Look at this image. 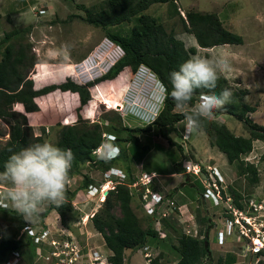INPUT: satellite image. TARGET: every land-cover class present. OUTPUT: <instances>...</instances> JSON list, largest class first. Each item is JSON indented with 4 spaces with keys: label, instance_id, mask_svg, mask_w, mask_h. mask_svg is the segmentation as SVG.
<instances>
[{
    "label": "rangeland",
    "instance_id": "rangeland-1",
    "mask_svg": "<svg viewBox=\"0 0 264 264\" xmlns=\"http://www.w3.org/2000/svg\"><path fill=\"white\" fill-rule=\"evenodd\" d=\"M102 1L104 0H0V38L3 37L5 32L14 28L26 26L31 28L22 42H29L31 53L35 54L36 63L28 69V75L33 79L35 88L65 80L67 73H64L63 66L70 68L73 73L77 74L76 78L71 77L69 74L68 76L79 83L93 79L108 69L105 63L106 61L112 63L115 59L114 57L112 59L114 47H107L108 43L104 31L100 27L88 24L80 18L84 11L76 5L78 3L93 6ZM174 2L175 7L171 3H154L146 10V13L155 16L167 32L174 34L184 42L185 47L195 46V55L209 59L214 56L226 57L231 70L219 75V77L226 80L224 88L231 90L232 97L235 100L240 99L243 103L255 107L256 110L252 113L249 112L247 116L252 122L264 126V0H175ZM40 10L42 11L39 12ZM190 10L217 13L224 27L241 35L243 43L217 45L210 48L198 46L193 34L184 28L182 21V19H185V13ZM71 15L73 17L69 18ZM147 70L145 69V72L140 71V73L147 76ZM138 72L133 73L125 68L119 74L121 81L118 80L115 83V98L119 100L118 104H120L118 108L116 107V101L113 103L109 99V96L112 98L110 92L106 95V99L92 101L86 114L87 118L81 114L84 119H87L88 125L95 123L108 125L112 123L113 125L129 124L131 127H144L146 123L154 118L155 113L159 111L162 105L161 98L158 95L161 84L152 80L150 76L146 78L141 75L138 76ZM39 73H47L46 76H43L45 79L37 80L39 79L37 76ZM150 74L154 73L151 71ZM99 83L101 86L106 87L108 81ZM92 92L90 88V95H92ZM72 100L68 94L62 95L59 92L56 96H47L43 100L42 115L38 113L32 116L33 121H35H32L34 135L41 134V126H44L45 141L54 144L58 136V128L65 124L63 116L69 113ZM175 110L182 111L178 107ZM74 116L70 117L69 114L72 120L68 124H73L76 120V115L74 114ZM218 119L224 122L235 135L244 137L249 135L245 125L236 118L223 115ZM175 126L177 133L173 131L170 136L176 144L181 145L182 150L178 149L176 145H168L155 126L151 127L150 131L134 134L138 137L140 148L144 146L149 148L146 150L147 153L145 152L144 163L152 165L155 160L158 161L161 167L159 171H162L159 173L167 174L169 169L173 168L178 171V166L175 165L176 161L181 164L180 170L183 168L184 170H190L193 167L196 170L197 168L200 169L198 176L190 173L191 182L189 183L192 184L187 183L190 180H186L187 175L166 176V178H163L166 181L164 187L162 186L161 192L163 194L168 193V196L172 195V198H175V194L181 188L176 199L181 201L184 195L191 198L190 203L181 207V213H173L170 216L175 221L176 227L183 233L191 232L199 236L198 230L200 228L212 224L210 241L212 244L216 241L218 247L212 248L210 245L213 251L210 258L204 262L206 264H264V254L259 256L250 252L252 250V239L257 237L258 234L264 235V140H254L251 152L242 156L245 162H252L257 167L259 181L254 184L249 182L245 175H238L237 162L229 163L225 155L217 147L211 145L210 138L201 129L186 134L185 120ZM8 132V124L0 119V145L8 138ZM126 135L124 132L121 133L122 138ZM127 144L128 142L123 143L126 148H129L131 145L130 143ZM129 157H131V153ZM213 165L218 167L222 177V183H218L222 200L218 204L215 203V198L212 200L210 198L206 199L202 195V183L211 187V184L213 185V182H215L211 171ZM146 169H150L149 166ZM81 172L88 176L90 174L91 176H101L103 178L101 174L103 171L89 164H85ZM141 172H137L135 175L139 177ZM157 178H154L153 181L155 189H158L162 184ZM81 180V175L68 178L67 189L73 190L78 187ZM100 182L98 181L97 184L93 185L96 189L89 186L88 189L79 190L76 193L75 198L72 200L73 210L66 214L65 222H62L59 214L54 210L50 212L51 216L44 220L41 214L52 205L45 204L31 223L25 221L27 224L17 232L16 238L21 239L24 234L30 237L29 229L37 234L46 229L48 230V236L45 239L46 241L43 242H48L49 239L60 240V236L64 238V234H69L71 242L75 246H82L84 244L83 234H87V229L94 232V234L96 232L92 227L90 218L102 204L100 195L101 200H103L105 196L102 192L109 189L106 186L107 189L99 190ZM173 186H175V190L168 191V188ZM131 192L133 210L138 215L141 225L146 227L151 219L150 215H147L143 210L140 203L141 198L139 199L138 194L134 190H131ZM234 193L240 194L241 199L239 201L243 207V213H237V215L239 217L242 215V218L244 216L248 217L246 219L249 223L244 221L249 225L246 228L251 232H255L251 234L248 231L249 237L240 236L238 233L233 232L232 227L229 225V210L234 219L235 210H237L232 211ZM177 204L180 205L181 203L177 202ZM255 207L257 210H255ZM114 213L119 215L117 207L114 208ZM197 215L200 218H208L204 224L200 225L201 227L197 224ZM150 224L157 231L159 230L161 235L165 236H163L165 239L152 241L148 245L152 258L162 252L163 261L168 263L175 261L177 256L170 246L176 244L177 233L168 229L165 230L161 221L156 223L153 221ZM14 231H16L15 226H9V223L0 218L2 237L10 236ZM218 231L222 232L219 237H217ZM2 237L0 235V238ZM95 237L97 238L95 243L105 249L101 234H95ZM261 238L264 244V237ZM43 242L40 241V243L35 244L39 246L36 264H54L57 258L49 253L47 248L49 246L46 243L41 244ZM91 249H94V247H91ZM141 249L129 250V259L133 264H150L145 260ZM230 255H233L234 258L237 257L238 261H229ZM17 262L18 264L21 262L19 257ZM21 263L30 264L26 258Z\"/></svg>",
    "mask_w": 264,
    "mask_h": 264
},
{
    "label": "trees",
    "instance_id": "trees-1",
    "mask_svg": "<svg viewBox=\"0 0 264 264\" xmlns=\"http://www.w3.org/2000/svg\"><path fill=\"white\" fill-rule=\"evenodd\" d=\"M174 1L104 0L93 6L77 3V7L84 11L80 18L88 24L100 27L104 31L105 37L118 44L124 52L122 57L104 74L85 83H79L66 75L63 81L35 88L33 79L28 75V69L36 63L35 54L31 53L29 42H22L31 28L29 26L14 28L5 32L0 38V119L6 122L9 127L8 138L0 145V170L12 153L20 151L29 144L46 142L44 126H41V134L34 135L32 116L41 113L44 107L43 100L47 96H56L59 92L62 95L68 94L73 99L69 113H74L76 120L73 124H68L72 118L69 116L63 118L65 124L58 128V136L54 144L62 149L72 150L74 160L69 178L81 175V184L73 190L67 189L66 203L59 207L55 204L50 205L41 214L42 217L54 209L62 222H65L66 214L73 210L72 200L76 193L93 185V180L81 172L85 164L95 166L102 171L110 168L113 159L107 161L98 159L93 152L101 144L103 132H114L117 137L116 143L121 141L130 143L132 150H129L128 154L131 153V156L137 158L149 148L147 146L140 148L138 137L134 133L150 131L153 126L158 129L159 134L167 141L168 145H176L178 149L182 150L181 145L176 144L170 133L173 131L177 133L175 125L185 120L183 112L190 110V107L195 105L201 93L219 95L225 89L226 80L219 77L214 89H196L189 106L182 111L175 110L177 106L170 95L172 86L169 74L177 70L182 62L196 54V48L185 47L184 42L174 34L167 32L155 16L146 13V10L154 3H171L175 7ZM72 17L73 15L69 18ZM182 21L184 28L193 34L197 44L202 48L243 43L241 35L224 27L217 13L190 10L185 13V19ZM141 65L149 68L166 89L162 107L154 118L144 127H131L126 124L113 125L112 123L88 125L87 119L82 117L81 112L84 111L86 116L92 101L106 99L109 92L112 94L113 101H119L115 98V83L120 80L119 74L125 68L135 73ZM63 71L76 78V74L70 68L63 66ZM47 73H39L37 80L45 79L43 76H46ZM103 81H108L106 87L100 85L99 82ZM94 84L97 85L93 86ZM90 88L93 91L92 95H90ZM255 110V107L232 97L231 103L215 111L212 120L202 119L199 129L210 138L211 145L217 147L225 155L229 163L237 162L238 175H245L249 182L257 184L259 181L257 167L252 162H245L242 158L243 155L251 152L254 140H264V126L252 122L247 116L249 112L252 113ZM220 115H228L242 122L249 135L247 137L235 135L224 122L218 119ZM122 132L127 134L123 138L121 137ZM121 149L123 151L124 147ZM172 164L174 163L172 162ZM175 165L178 166V172L184 171V168L180 170V162L176 161ZM132 181L127 179L126 182L117 184L113 190H108L100 208L90 218L92 227L101 234L105 246L111 251L110 263L124 264L125 251H134L151 244L152 241L163 239L150 224L157 220L161 221L165 230L177 233L176 244L170 246L176 253L177 260L170 264H203L209 259L211 255L209 230L212 224L200 228L199 236H189L176 227V223L171 217L161 218L155 214V220L150 217L149 224L143 227L131 207L132 195L127 184ZM240 199V194L234 193L232 203L238 209H243ZM115 207L118 208L119 215L114 213ZM228 216L232 217L229 214ZM0 218L9 223V226L16 228V231L10 236L0 238V264H4L14 253H17L18 257L21 256L20 258L23 257L32 262L34 255L37 254L38 246L33 243L31 237L25 242L22 241V238H16L17 232L25 225L23 217L18 215L14 209L0 208ZM205 220L208 218H200L197 215L199 226L204 224ZM260 254H264V251L262 250L259 256ZM229 261H235L233 255H230ZM166 263L168 262L163 261L162 252L150 259V264Z\"/></svg>",
    "mask_w": 264,
    "mask_h": 264
},
{
    "label": "clouds",
    "instance_id": "clouds-1",
    "mask_svg": "<svg viewBox=\"0 0 264 264\" xmlns=\"http://www.w3.org/2000/svg\"><path fill=\"white\" fill-rule=\"evenodd\" d=\"M41 11L42 10H40L39 12ZM106 42L108 43L107 47L108 46L114 47L112 59L113 57L115 59L113 60L112 63H110L109 61H106L105 63L108 66L107 68L109 69L111 65H113L117 60H119L122 57L124 52L118 44L112 42L108 38H106ZM140 68L141 70H139ZM139 69H138L139 72L137 74L138 76L141 75L142 77L145 78L147 76L148 77L150 76L152 80L158 81L154 74H150L151 70H147L149 68H146V66L144 67L143 65H141ZM145 69L148 72L147 76H143L142 73H140V71L142 72ZM230 70H231L230 64L226 57L214 56L211 59H209L194 54L189 59L182 62L177 70H174L169 74L170 83L172 86V90L170 93L171 98L175 101V104L178 108L184 110L187 106H189L190 101L192 100L193 94L196 91V89H201V88L214 89L216 87V82L219 78V75L225 74ZM165 91L166 89L163 85H161L160 88L158 89V95L161 98L162 103L165 96ZM232 95L233 93L228 88L223 89L219 95H216L215 93H211V94L201 93L198 96L195 105H192L190 107V110L183 112L185 118V126H184L185 133L191 134L193 132L198 131L202 119L209 121L212 120L214 118V113L216 110L222 109L225 107V105L232 102ZM161 107L162 105L160 106V108ZM116 138H117L116 135H113L109 132L102 133V142L95 149V151H93L98 159L107 161L108 159L117 158V156L119 155V148L116 145L118 143L115 142ZM73 160H74V154L71 149H62L59 146L47 141L43 143L29 144L26 147L22 148L20 151L12 153L7 159V161L4 163L2 170H0V208L8 209L9 207H11L16 211L18 215L22 216L25 221L31 223L34 217L36 216V214H38L41 211L42 206H44L45 204H55L57 207L64 205L66 203L67 181L69 178V172L72 168ZM185 167L187 168L186 165ZM211 171L213 172L215 182H213L214 183L213 185L211 184V187L210 186L208 187L207 185L201 182L203 186L202 195L206 197V199L210 198L212 200L213 198H215L216 199L215 203L218 204L219 201L222 200L221 189L218 187V183H222V179L219 175H217V173L214 172V170L211 169ZM142 172H145L147 174L154 173L150 181L147 183V186L150 188L151 192L161 195L163 200H172L175 204L173 213H177V212L181 213V209H180L181 207L178 206L175 203V201L168 196V194H163L162 192L155 190V186L153 187L154 178L158 177V174L156 172H149V173L146 171H142ZM142 172L140 173L139 177L141 176ZM184 172L193 173L195 176H198L200 169L197 170L196 173L192 172V169H190L189 171L184 170ZM105 173H109L108 178L104 177ZM120 173L123 174L124 177H121ZM102 176H103L102 178L103 181L102 183L99 184V186L100 187L104 186L105 187L104 190L109 187V189H107L106 191L107 193L108 190H113L117 184L124 183L127 181L126 174L123 173L120 169L113 167H110L108 170L103 171ZM139 177L136 180H133L131 183L127 184L128 188L130 189L131 195H132L131 190H134V192H136V188L132 187L131 185L135 182H138ZM108 180H112V182L115 184L113 188H110V186L106 188L107 186L106 184ZM89 186H93V185H89ZM92 188L96 189L95 186H93ZM144 188L145 186H142L140 187V191L136 192L139 196V199L141 198L142 193L144 192ZM207 189L209 190V192H207ZM102 193L106 197L105 192ZM105 197L103 198V200H101V195H100V201L103 202L105 200ZM140 203L145 213L147 215H150L146 212L145 208L142 205L143 204L142 198ZM252 206L254 205L252 204ZM232 208H233L232 211L237 209L235 210L236 211L235 219L237 218L240 221V223L233 222L232 230L233 232L239 234L238 230H239V225L241 223L242 224L244 223L246 227H249V225L247 224L248 222L246 220V218L248 217L244 216L242 218V215L239 217L237 213L242 214L243 210L238 209L234 205L232 206ZM255 210H257L256 207ZM173 213H171V215ZM228 214L232 216L230 210ZM150 217L154 219L155 215L154 216L150 215ZM228 218L234 220L233 216L232 217L228 216ZM244 221H246L247 223ZM158 233L160 234L161 232L158 230ZM254 233L255 232H251V234ZM184 234L189 236H198V234L195 235L194 233L191 232L188 233L184 232ZM163 236L164 235H161L160 237L164 238L165 236L164 237ZM240 236H244V235H240ZM257 236L260 239H262L261 237H264V235L261 236L260 234H258ZM64 237L71 238L69 234H64ZM217 237H218V233H217ZM80 247L82 248L83 253L91 249V247L90 248H86L84 246H80ZM141 248H142L141 252L143 253L145 260H147V262H150L152 255L148 250V246H144ZM94 249L99 252V254L103 259L107 260V264H112L109 261V255H111V253L104 254L101 251H99L97 248ZM262 250L264 251V244L261 246L258 252L256 253L252 251L250 252L253 253L254 255H259V253ZM76 263L90 264L84 260L77 261L73 264Z\"/></svg>",
    "mask_w": 264,
    "mask_h": 264
},
{
    "label": "built area",
    "instance_id": "built-area-1",
    "mask_svg": "<svg viewBox=\"0 0 264 264\" xmlns=\"http://www.w3.org/2000/svg\"><path fill=\"white\" fill-rule=\"evenodd\" d=\"M197 170L195 167L192 168V171H194L195 173L197 172ZM153 174L154 173L147 174L145 172H142L141 176L139 177V181L133 183L131 186L136 188V192L140 191V187L145 186L141 198L143 202L142 205L145 208L146 212L152 216L157 214L161 216V218H165L170 216L171 213L174 212L175 204L172 200H163L161 195L151 192L150 188L147 186V183L150 181ZM120 176L124 177V175L121 173ZM104 177L108 178L109 173H105ZM106 185L107 187L110 186V188H113L115 184L112 182V180H108ZM103 187L104 186H101L100 189H104ZM207 192H209L208 189ZM234 221L236 223H240V221L237 218L234 220L228 218L230 227H233ZM28 231L30 234L28 235L32 238L33 243L35 242L34 244L40 243V241L42 242L46 241L45 239L48 236V230L46 229H43L38 234L34 233L31 229H29ZM238 231L240 235L249 237V233H248L249 229L246 228L244 224L241 223L239 225ZM220 233L222 232L221 231L218 232V237ZM59 239L60 240L49 239L48 242L41 243L42 245L46 243L49 246L47 247L49 253L57 258L54 264H73L77 261H82V260L87 261L90 264H107V260L103 259L97 250L89 249L87 252L83 253L81 247H77L73 242H71L72 241L71 238H67V237L63 238L60 236ZM262 245L263 243L258 236L253 238L251 251L254 253L258 252ZM17 258H18V254L14 253L4 264H18Z\"/></svg>",
    "mask_w": 264,
    "mask_h": 264
},
{
    "label": "crops",
    "instance_id": "crops-1",
    "mask_svg": "<svg viewBox=\"0 0 264 264\" xmlns=\"http://www.w3.org/2000/svg\"><path fill=\"white\" fill-rule=\"evenodd\" d=\"M193 46V45H192ZM191 47V46H190ZM195 47V46H194ZM68 75V74H67ZM109 99L113 102V103H115L112 99H111V97L109 96ZM116 107L118 108V106L120 105V104H118V101H116ZM110 106V105H109ZM111 107V106H110ZM113 107V106H112ZM82 113V115H84L83 113L84 112H81ZM70 114V117H75L74 116V114L73 113H69ZM69 114L68 115H66V116H69ZM65 116H63V118H64ZM105 124V123H104ZM128 126H130L129 124H127ZM109 133H111V134H113V135H116L114 132H109ZM123 143L124 142H119L118 144H116L117 146H118V148H119V155L117 156V158H115V159H113V161H112V163H111V166L110 167H113V168H117V169H120L123 173H125L126 174V178L127 179H131V180H136L137 178H138V176H136L135 174L137 173V172H140V171H146V172H156L157 174H158V178H157V180H159V182L161 183L162 182V184H161V186H159V188L157 189H155V190H157V191H162V186L164 187V184H165V180L163 179V178H166V176H168V177H178V176H180V175H187V177H186V180L187 179H190L189 177H190V173H185L184 171L183 172H178L177 170H174V168L173 169H169V173H167V174H161V173H159V172H162V171H159L160 169H161V167H160V164L158 163V161H156L155 160V162L152 164V165H149L148 163H144V156H146V153L144 154V155H142V156H140V157H135V156H131V157H129V155H128V153L129 152H127V150H132L131 149V146L129 147V148H126L124 145H123ZM129 144V143H128ZM127 144V145H128ZM122 147H124V150L122 151ZM149 166V168H150V170L151 171H149L148 169H146V167H148ZM157 167V168H156ZM152 170H154V171H152ZM156 170H158V171H156ZM213 170H214V172L215 173H217V175H219L220 177H221V174H220V172L218 171V167L216 166V165H213ZM102 174V173H101ZM139 174V173H138ZM161 175H163V176H161ZM89 177H90V179L91 180H93V185L94 184H97L98 183V181H101L100 183H102V181H103V179H102V177L100 176H91L90 174H89ZM222 178V177H221ZM189 182H191V179L190 180H188L187 181V183L188 184H192V183H189ZM169 190L168 191H173V190H175V186H173V187H170V188H168ZM180 191H181V188H180V190L175 194V198L173 199L172 198V195H169V197L170 198H172L174 201H175V203L177 204V202H179V203H181L180 205H178V206H180V207H182V206H184V204H187V203H190V201H191V198L189 197H187L186 195H184L183 196V199L181 200V201H179L178 199H176V197H177V195L180 193ZM168 194V193H167ZM131 205H132V208L134 209V207H133V201H131ZM181 209V208H180ZM52 210H54V209H52ZM52 210H50V211H48L45 215H44V217H42V218H44V220H45V218H47L48 216H51V211ZM55 211V210H54ZM138 216V215H137ZM43 220V221H44ZM156 223V222H155ZM27 223L25 222V225H26ZM94 229V228H93ZM95 230V229H94ZM20 231V230H19ZM96 231V230H95ZM210 231H211V233H210ZM99 232H95V234H98ZM95 234H94V232H91L90 230H88L87 229V234H83L84 235V240H83V243L84 244H82V246H84V247H86V248H90V247H94V248H97L99 251H101L102 253H111V251L105 246V244H104V241H103V246L104 247H106L105 249H103V248H101V245H97L95 242L97 241V238L95 237ZM210 234H212V230L210 229L209 230V243H210V245L212 246V248H216V247H218V245H217V243H216V241L212 244L211 243V241H210ZM0 235H1V237H2V233H0ZM24 237H22V236H20V237H22V239H23V241L25 242L26 240H28V236H25V234L23 235ZM102 240H103V238H102ZM161 242H162V240H161ZM149 245H150V243H149ZM148 246V245H147ZM211 246H210V250H211V252L213 251L212 249H211ZM214 246V247H213ZM107 251V252H106ZM128 253H129V251L127 250V251H125V263L124 264H133L132 262H131V259H129L130 258V256L128 255ZM37 254H35L34 255V258H33V261L31 262V261H29V259H27L28 260V262L30 263V264H36L37 263V261H36V258H37ZM11 257V256H10ZM9 257V258H10ZM242 257V256H241ZM20 258V257H19ZM39 258V257H38ZM235 259V262H237L238 261V258L237 257H235L234 258ZM24 260H25V258H20V261L21 262H24ZM177 260V259H176ZM175 260V261H176ZM20 262V264H22ZM76 264H80V263H76ZM166 264H170V263H166Z\"/></svg>",
    "mask_w": 264,
    "mask_h": 264
},
{
    "label": "water",
    "instance_id": "water-1",
    "mask_svg": "<svg viewBox=\"0 0 264 264\" xmlns=\"http://www.w3.org/2000/svg\"><path fill=\"white\" fill-rule=\"evenodd\" d=\"M105 194H107V192H105ZM204 264H206V263H204Z\"/></svg>",
    "mask_w": 264,
    "mask_h": 264
},
{
    "label": "bare ground",
    "instance_id": "bare-ground-1",
    "mask_svg": "<svg viewBox=\"0 0 264 264\" xmlns=\"http://www.w3.org/2000/svg\"><path fill=\"white\" fill-rule=\"evenodd\" d=\"M76 76H77V74H76Z\"/></svg>",
    "mask_w": 264,
    "mask_h": 264
}]
</instances>
